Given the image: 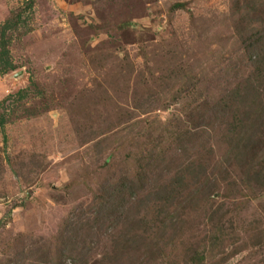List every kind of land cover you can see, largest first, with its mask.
<instances>
[{
  "label": "rangeland",
  "instance_id": "rangeland-1",
  "mask_svg": "<svg viewBox=\"0 0 264 264\" xmlns=\"http://www.w3.org/2000/svg\"><path fill=\"white\" fill-rule=\"evenodd\" d=\"M249 1L0 0V29L20 19L0 36L15 67L0 73V264H31L26 243L55 244L70 220L88 224L108 182L176 173L184 160L176 154L153 171L148 164L172 149L166 125L186 129L182 122L204 117L242 79L264 84V70L235 62L264 26V4L251 14ZM229 131L221 123L210 164L223 159ZM245 166L207 197L197 193L195 207L173 211L172 239L163 235L144 254L154 264H264V190L246 182ZM148 183L143 205L131 199L123 207L137 212L134 221L147 219L151 238L159 223L145 199ZM106 225L112 236L86 239L97 243L89 264L106 253L114 264L109 240L124 226Z\"/></svg>",
  "mask_w": 264,
  "mask_h": 264
},
{
  "label": "trees",
  "instance_id": "trees-1",
  "mask_svg": "<svg viewBox=\"0 0 264 264\" xmlns=\"http://www.w3.org/2000/svg\"><path fill=\"white\" fill-rule=\"evenodd\" d=\"M259 3L263 6L264 0L249 1L247 8L252 11L251 14L255 13V8L259 6ZM14 17L13 20H6L1 25V37L5 35L7 30L16 27L20 19L18 14ZM260 28L259 30L257 29L258 34H250L252 36L249 37L251 44L244 47L243 53L241 51L238 52L239 56L235 61L241 65L249 64L251 67H258L259 70H256V74H261L264 70V66H261L264 63V57L263 55L261 56L257 47L260 43L264 44V26ZM248 30L251 29L248 28ZM6 43L0 41V46L2 47L0 51V73L15 70V67L4 58L8 57ZM261 84L255 85L251 83V79H242L238 86H233L232 89L227 90L216 104L211 107V111H207L204 117L194 122H182L186 129L175 127L177 124L174 122L170 125L167 124L165 132L172 138V149L154 154L147 161L148 164L151 162L150 168L153 171L157 160L165 158L167 155L172 157L173 154H176L178 158L184 159L181 160L183 163L178 167L179 169L176 170V173L168 177L169 168H166L160 170L152 180H150V177L148 179L147 176H145L147 180L142 176L136 178L123 176L118 177L113 183L108 182L109 184H105L107 187L106 191L98 199L100 202L93 212L91 220H87L88 224L80 222L82 218H80V223L77 224L70 220L60 231L59 238L56 239L55 244L48 241H46L47 244H36L33 240L26 243L27 246H24V249H27L28 256L26 255L23 259H29L31 264L33 262L37 264H64L65 260L70 258L74 264L77 261L81 264H89L92 248H97V243L86 241V239L90 238L91 241H95L98 232L102 233L99 235L105 236L107 233L108 236H112L108 233L109 229L107 230L106 224L113 226L115 222L121 220L124 226L122 235L115 236L109 240L114 253L112 262L114 264H154L150 255L146 256L144 253L146 249L153 250L156 248L159 244L158 240H161L160 238L163 235L168 234L167 237L172 239L173 236L169 230L172 231L171 228L176 227V224L173 223L175 221L172 222V212H180L185 205H189L188 208L195 207V204H197L194 203L197 202L196 198L194 202L192 201L195 195L197 193H201L205 197L210 195L212 188L217 186L218 180L228 181L229 178L226 173L229 170H237L238 168L240 170L242 165H246L245 167L249 168V170L244 167L243 174L245 175L248 171L252 172L250 174L251 177L246 175L249 177L246 182L253 187L264 190V140H262V134H264L262 130L264 127V107L256 101V96H260L259 90L264 88V84ZM24 93L26 92L19 91L17 95L20 98H24V95H22ZM101 94H103V91H101ZM195 101L196 98L193 97L191 103ZM125 113L129 112L125 111ZM221 123L225 124L230 130L229 137L225 141L228 149L222 154L223 159H219L216 164L213 163L214 165H212L208 160L211 156L214 158L212 155L214 149L211 142L213 140L217 147L219 140L216 138V134L220 129ZM216 130L218 131L216 132ZM98 133H93L92 135L97 138L101 136ZM157 144L160 143L157 141ZM169 151L172 153L169 154ZM255 161H259L257 166L254 165ZM163 163L164 161L161 159L158 165ZM147 181L153 183V185L150 189L152 191L147 193V195L145 194V199H149V205L153 207L148 209L155 213L159 223V226L155 227L157 230L151 233V238L150 235L146 237L148 230L150 231L151 229V225L147 227V219L136 222L133 218L137 212L123 207L131 199H133L135 204L141 202L143 205V194L146 190ZM153 208L155 210H152ZM174 208L176 209L174 210ZM150 210H146V212ZM188 216L189 214L183 217L187 218ZM180 221L177 223L179 224ZM135 223L142 224L139 227L140 229L147 228L143 235L140 236L136 233L135 229L138 227L135 226ZM53 247L56 249L55 253ZM19 254L22 257L23 252L20 251ZM103 257V260L98 262L109 264L107 260H110L111 257H109L108 253ZM196 260L200 261L201 257Z\"/></svg>",
  "mask_w": 264,
  "mask_h": 264
}]
</instances>
